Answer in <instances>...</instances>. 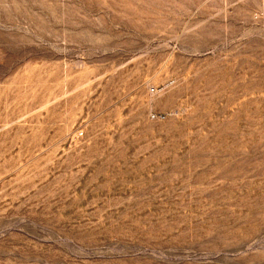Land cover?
<instances>
[{
  "label": "rangeland",
  "instance_id": "1",
  "mask_svg": "<svg viewBox=\"0 0 264 264\" xmlns=\"http://www.w3.org/2000/svg\"><path fill=\"white\" fill-rule=\"evenodd\" d=\"M0 264H264V0H0Z\"/></svg>",
  "mask_w": 264,
  "mask_h": 264
}]
</instances>
